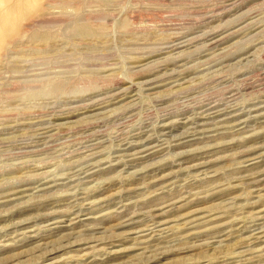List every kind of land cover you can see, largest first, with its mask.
Wrapping results in <instances>:
<instances>
[{
	"label": "rangeland",
	"instance_id": "obj_1",
	"mask_svg": "<svg viewBox=\"0 0 264 264\" xmlns=\"http://www.w3.org/2000/svg\"><path fill=\"white\" fill-rule=\"evenodd\" d=\"M0 264H264V0H0Z\"/></svg>",
	"mask_w": 264,
	"mask_h": 264
},
{
	"label": "bare ground",
	"instance_id": "obj_2",
	"mask_svg": "<svg viewBox=\"0 0 264 264\" xmlns=\"http://www.w3.org/2000/svg\"><path fill=\"white\" fill-rule=\"evenodd\" d=\"M84 31V30H83ZM84 35V34H83ZM42 37L38 38L37 41L44 44V45H48L51 43V38L49 36H44V35H41ZM85 36V35H84ZM88 36V35H87ZM86 36V37H87ZM99 37V36H98ZM102 38V37H101ZM54 40V36L52 38ZM97 39H100V38H97ZM55 41V40H54ZM91 41V40H90ZM4 42V41H3ZM57 42V41H56ZM98 42V41H97ZM101 41H99L100 43ZM55 43V42H54ZM39 44V43H38ZM53 44V43H52ZM57 44V43H56ZM17 45V44H16ZM104 45V44H103ZM56 46V45H55ZM14 47V45H13ZM51 48V47H50ZM84 48V47H83ZM18 50V49H17ZM2 60V59H1ZM8 62V61H7ZM11 64V63H10ZM53 81V80H52ZM59 82V81H58ZM64 86V85H63ZM58 88V87H57ZM52 90V89H51ZM54 92V90H52ZM221 134V133H220ZM135 160V159H134ZM13 196V195H12Z\"/></svg>",
	"mask_w": 264,
	"mask_h": 264
}]
</instances>
